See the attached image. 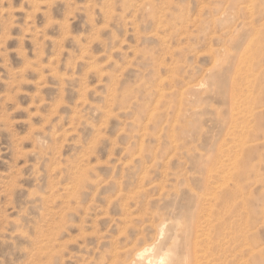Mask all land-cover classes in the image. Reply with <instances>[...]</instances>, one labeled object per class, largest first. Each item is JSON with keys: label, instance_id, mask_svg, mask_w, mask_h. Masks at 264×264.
<instances>
[{"label": "rangeland", "instance_id": "1", "mask_svg": "<svg viewBox=\"0 0 264 264\" xmlns=\"http://www.w3.org/2000/svg\"><path fill=\"white\" fill-rule=\"evenodd\" d=\"M263 6L0 0V264H264Z\"/></svg>", "mask_w": 264, "mask_h": 264}, {"label": "bare ground", "instance_id": "2", "mask_svg": "<svg viewBox=\"0 0 264 264\" xmlns=\"http://www.w3.org/2000/svg\"><path fill=\"white\" fill-rule=\"evenodd\" d=\"M252 1V0H251ZM246 7V6H245ZM250 7V6H249ZM248 7V8H249ZM253 8V7H252ZM251 8V9H252ZM262 8H264V6L262 7ZM254 10V9H253ZM251 11V10H250ZM254 12V11H253ZM251 14H252V12H251ZM195 87V86H194ZM199 87V86H198ZM160 226V225H159ZM164 226V225H163ZM160 230V229H159ZM162 234V233H161ZM154 241V240H153ZM151 242V241H150ZM150 242H148V243H150ZM195 242V241H194ZM257 244V243H256ZM144 246H146V245H144ZM144 246H142V247H144ZM151 246V245H150ZM147 247V246H146ZM196 247V246H195ZM149 248V247H148ZM148 248H144V249H141V248H139V250L137 249L136 251H139L138 253H137V257L140 259V260H142V259H146L145 258V256H146V254H147V252H148V250L150 249H148ZM141 249V250H140ZM136 253H134L135 255H136ZM133 255V254H132ZM134 255V256H135ZM155 255H157V254H155ZM153 258V257H152ZM160 258V257H159ZM160 261V263H166V264H187V262L186 261H184V260H182V259H180V258H177L176 260H172V259H170L169 258V256H167V253H166V255H164L163 257H161V259L159 260ZM159 263V262H158ZM157 263V264H158ZM159 263V264H160ZM152 264V263H151ZM197 264V263H196Z\"/></svg>", "mask_w": 264, "mask_h": 264}]
</instances>
